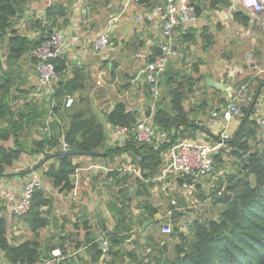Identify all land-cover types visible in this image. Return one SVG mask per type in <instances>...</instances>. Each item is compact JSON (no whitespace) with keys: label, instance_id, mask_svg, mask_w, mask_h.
<instances>
[{"label":"crops","instance_id":"obj_1","mask_svg":"<svg viewBox=\"0 0 264 264\" xmlns=\"http://www.w3.org/2000/svg\"><path fill=\"white\" fill-rule=\"evenodd\" d=\"M149 1L156 5L162 2ZM227 1L230 3L227 8L217 10L209 9L208 1L202 2L197 22L191 27L177 28L173 33L174 54L168 61L166 71L171 75V84L180 83L188 92L182 106L191 122L188 131L193 130L188 133L194 137L184 142L214 143V137L220 129L209 127L206 123L213 112L227 107L221 101H226L228 105L230 96L237 95L242 87L246 88L247 97L256 100V118L264 112V29L258 25L263 21L261 17H249L238 0ZM55 2L62 3L68 13V24L60 28L65 42L64 60L68 65L66 77H72L71 70L74 67H79L89 77L83 93L89 98L95 115L104 126L105 149L121 145L124 136L105 123L106 115L117 103H123L129 112L136 114L138 120L147 118L148 114L152 116L157 110H165L168 106L164 81L157 86V93L153 95L151 87L139 76L149 58L164 46L159 23L145 5H127V0H26L13 24L12 32L29 40L37 38L35 22L42 19L45 9ZM238 12L249 18L247 27L235 22L234 14ZM112 17H118L111 33L112 49L96 54L92 50L91 41L103 32ZM61 23L62 20H59L58 24ZM185 33L189 41L183 40L182 35ZM207 35L212 38L210 44L203 38ZM75 36L78 41L73 43L72 38ZM9 37L10 34H7L0 42V85L3 84V78L9 79V110L15 114H26L36 105L39 107L42 101L47 102V97L38 88L35 63L29 54L16 62L9 60ZM249 55L253 57L254 66L247 64ZM233 69H237L234 76L231 75ZM214 84L224 89L216 88ZM245 102L239 96L235 103L239 108ZM240 117L238 113L229 123L221 124L229 139L239 127ZM201 127L208 134L200 130ZM6 128V121L0 120V130ZM28 132L30 134L22 142L26 140L30 143L32 139L39 140L42 136L37 127ZM0 146L14 148V141L12 138L6 142L0 141ZM105 149L95 158L74 159L78 166L73 177V181L76 178L78 182L75 202L68 203L65 195L48 184L53 204L42 210L50 224L40 232V239L42 242L50 241L59 245V238H65V254L59 248L55 249L62 254L64 264L65 261L67 264H91L92 253L88 245L74 250L73 242H83L84 237L85 240L98 241L103 231L114 230L116 219L121 218L115 213L120 208L121 189L132 199L122 220L124 224L135 228L128 235H120H125L126 239L115 250L121 256L112 257V264H146L156 253L148 243L147 236L154 235L156 241L166 239L167 236L161 233L165 225L186 232L185 227L192 221L215 220L218 217L222 208L211 204V190L224 184L225 175L231 173L238 164L236 157L229 156V150L217 151L215 154L220 153L223 164L232 160L231 167H214L211 175L192 179L190 184L182 175L175 173H169L161 179L163 164L160 173L151 181L154 186L146 202L141 197L135 198L139 190L134 179L140 177L137 158L128 153L107 157ZM37 161H40V157L23 153L12 167L5 169L9 177H0V217L7 221V235L13 245L31 238L24 224L12 215V209L28 179L30 168ZM45 166L36 171L41 172ZM124 177L128 178L127 181L122 180ZM145 204L155 210L152 218L147 216ZM169 211L175 215L169 216ZM84 222L85 231L82 230ZM154 222H158L157 230L153 228ZM73 225H77L79 230L75 232ZM175 244L176 240H166V256ZM0 264H7L1 254Z\"/></svg>","mask_w":264,"mask_h":264},{"label":"trees","instance_id":"obj_2","mask_svg":"<svg viewBox=\"0 0 264 264\" xmlns=\"http://www.w3.org/2000/svg\"><path fill=\"white\" fill-rule=\"evenodd\" d=\"M206 1L209 2L211 10L227 8L230 5L227 0H190L198 16L201 12V3ZM25 2L26 0H0V42L10 34L8 58L13 62L20 60L29 54L31 49L43 43L53 30H60L68 24L66 7L62 3L55 2L45 9L42 19L36 20L37 38L29 40L12 32L13 24ZM149 2V0H140L139 4L145 5L151 11L156 3ZM59 20H62L61 25L58 24ZM234 20L244 27L249 24V18L241 12L234 14ZM182 38L186 41L190 39H186L187 33L182 35ZM203 38L208 44L212 42V38L208 35ZM160 54L159 49L148 62ZM54 65L60 79L53 94L47 98V102L42 101L39 107L36 105L26 114L23 112L15 114L9 110L7 105L9 79L3 78V84L0 85V120L6 121L7 128L0 130V141L6 142L12 138L14 148L0 146V177H9L5 169L12 167L21 154L38 156L41 159L34 167L35 170L46 165L40 170L42 179L47 186L50 185L52 189L66 196L74 188L73 177L78 168L74 159L97 157L105 149L106 133L91 107L89 98L83 93L89 77L79 67L72 68L71 78L66 77L68 65L64 59L54 61ZM170 76L166 71L159 82L161 84L164 81L163 86L166 87L169 99L167 109L157 110L152 116L147 115L151 117V124L157 132L165 136L161 143L136 142L133 130L138 118L136 114L129 112L123 103H117L105 117V123L110 127L125 130L123 143L106 148L105 153L107 157L128 153L137 158L136 165L140 177L134 179L139 190L135 198L141 197L146 202L151 197L149 192L154 186L151 181L165 164L167 151L174 145L194 137L192 133H188L193 130L188 131L189 128L191 129V122L182 106L188 92L180 83L171 84ZM67 96L73 98L70 108L64 107ZM221 102L224 107L228 106L226 101ZM50 113L54 116V120L49 125L50 133H47L43 130ZM239 114H241L239 127L224 143L226 146L218 151L229 150V156L236 157L238 161L235 169L225 175V183L211 190V204L222 208L218 217L215 220L192 221L185 227L186 232H181L176 227L172 228L171 233L166 235L167 238L164 240L156 241L154 235L147 236L148 243L156 253L146 264H264V142L258 140L256 100L252 99L250 102L240 104ZM34 127L42 132L40 139H32L30 143L26 140L22 142L25 136L30 134L28 131ZM200 130L208 134L203 127ZM214 139L218 140V137ZM63 144L66 145L69 153L63 152ZM91 154L95 156H89ZM212 159L213 166L217 169L223 165L220 153L214 154ZM182 177L189 184L193 179L190 175H182ZM127 179L124 177L122 180L127 181ZM49 193L46 189L36 190L29 211L18 218L31 235L30 239L18 245H13L8 239L7 221L4 217H0V254L7 264H41L56 248H59L63 255L65 254L64 237L59 238L61 241L59 245L50 241L42 242L40 239V232L50 224L42 211L43 208H49L53 204V198ZM119 193L120 208H117L115 213L121 218L116 219L113 231H103L109 237L107 252L109 261L105 264H112V257L121 256L115 250L121 246L126 237L120 235L122 233L128 235L135 228L133 225L124 224L122 220L132 199L124 189ZM145 205L147 216L152 218L155 210L149 204ZM153 224L154 230H157L158 222ZM73 230L75 232L79 230L77 225H73ZM82 230L85 231V222ZM168 239L176 240V244L166 256L164 246ZM73 243L74 250L88 245L92 253L91 264H98L102 255L98 241L88 238L85 240L84 237L83 242L74 240ZM65 263L67 264V261ZM60 264H64V261Z\"/></svg>","mask_w":264,"mask_h":264},{"label":"built area","instance_id":"obj_3","mask_svg":"<svg viewBox=\"0 0 264 264\" xmlns=\"http://www.w3.org/2000/svg\"><path fill=\"white\" fill-rule=\"evenodd\" d=\"M140 0H127V5L130 3L139 4ZM243 11L251 18L261 17L264 20V0H238ZM84 14V11H83ZM151 15L159 23L162 37L165 40L164 46L161 48V54L153 58L151 62H147L140 70L139 76L143 77L144 82L151 87L153 95L157 93V86L163 79L167 70V64L171 56H173V33L177 28H186L193 26L198 15L194 4L190 0H162L155 5L151 10ZM118 17H112L106 24L103 32L96 35L92 41V50L96 54H102L112 49L113 43L111 33ZM73 43L78 41V37L72 38ZM64 35L61 30H53L49 37L40 45L33 48L29 52L30 58L34 61L35 73L37 77L38 88L43 91L44 95L49 98L53 94L54 88L60 79V75L56 72L54 61L64 59ZM247 64L254 66L252 55L247 57ZM237 69L231 71V75H235ZM242 97L243 101H250L251 98L246 95V88L242 87L238 94L230 96V103L221 110L211 114L207 126L220 129L218 140L214 143H197V142H180L171 147L166 153V162L162 171L161 179L169 173L180 175H190L193 179L198 177H206L212 174L213 155L217 153L226 141L229 140L225 134V127L222 123H229L233 116L239 113V108L236 105L238 98ZM73 104L72 97H65L64 107L70 108ZM54 120V116L50 113L46 118L44 132H49V125ZM258 140L264 142V112L258 117ZM116 131L125 135V130L115 128ZM134 139L140 144L161 143L165 136L161 133L157 134V130L151 124V117L137 120L134 130ZM62 150L67 151L65 144L62 145ZM41 159V158H40ZM38 163V161H37ZM36 163V165H37ZM35 165V166H36ZM30 168L28 179L22 186L21 194L12 209V215L16 218L24 216L30 209L33 193L39 189L48 190V186L41 177V173ZM78 182L75 178L73 190L66 195L68 203L75 202L78 196ZM175 205V202H172ZM172 216L173 212H168ZM161 233L169 235L171 227L165 225L161 228ZM102 255L98 264H105L109 261L107 256L109 247V237L107 233H102L98 240ZM163 244V243H161ZM63 261L62 254L59 250H53L48 259H45L41 264H60Z\"/></svg>","mask_w":264,"mask_h":264},{"label":"rangeland","instance_id":"obj_4","mask_svg":"<svg viewBox=\"0 0 264 264\" xmlns=\"http://www.w3.org/2000/svg\"><path fill=\"white\" fill-rule=\"evenodd\" d=\"M232 160L230 159V160H227L226 161V164L224 163L223 165H220V167L218 168V169H225V168H228V167H231V162ZM215 169H216V167H215ZM79 182H80V180H79ZM48 190H49V188H48ZM212 217H213V215H212ZM80 225H81V223H80ZM73 228V227H72ZM163 235V234H162ZM161 240H164V239H161ZM146 263V262H145ZM80 264H82L81 262H80ZM83 264H85V262L83 263Z\"/></svg>","mask_w":264,"mask_h":264},{"label":"water","instance_id":"obj_5","mask_svg":"<svg viewBox=\"0 0 264 264\" xmlns=\"http://www.w3.org/2000/svg\"><path fill=\"white\" fill-rule=\"evenodd\" d=\"M258 25L260 26L261 29H264V20H263V23H258ZM215 87L216 88H219V89H224L223 86H221V85H215ZM65 153H69V151H65ZM89 156H95V155L94 154H91Z\"/></svg>","mask_w":264,"mask_h":264}]
</instances>
